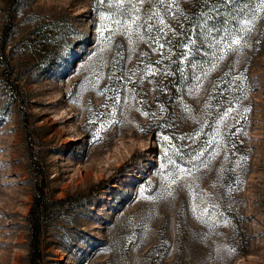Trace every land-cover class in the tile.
I'll return each instance as SVG.
<instances>
[{
	"label": "rangeland",
	"instance_id": "rangeland-1",
	"mask_svg": "<svg viewBox=\"0 0 264 264\" xmlns=\"http://www.w3.org/2000/svg\"><path fill=\"white\" fill-rule=\"evenodd\" d=\"M10 1L0 264H30L39 170L36 264H264V2Z\"/></svg>",
	"mask_w": 264,
	"mask_h": 264
},
{
	"label": "trees",
	"instance_id": "trees-1",
	"mask_svg": "<svg viewBox=\"0 0 264 264\" xmlns=\"http://www.w3.org/2000/svg\"><path fill=\"white\" fill-rule=\"evenodd\" d=\"M16 1L17 0H11L10 1L9 6H8V12H10L12 10V7ZM233 1L234 0H232V2ZM231 3H227V4L222 3V6L226 7L228 5H231ZM212 14H213V9L211 8L209 0H198L192 9V15H193V16H191L192 21L190 23H188V28L191 29V27H193V25H197V23L204 21L207 16H211ZM9 24H10V21H8L7 27H5V29L3 31V37L0 40V63L3 66V70L0 74V79H1L3 87L6 88L7 91L9 90L15 96L18 94L17 84L14 80L11 79L12 66H11L10 62L7 60V57L5 56L4 50H3V48H4L3 41L5 38L4 35H6ZM43 28H45V30L43 32H46L47 36L50 35L51 25L40 26L37 29V32H39ZM47 29H48L49 33H48ZM189 32L183 33L182 36L176 40V43H175L176 48L177 47L179 48L182 46L183 43L179 39L183 37V39L185 40V38L188 36ZM42 45L44 46V44H42ZM177 71H178V60L176 57H174L172 60V63H171V67L169 69V77L170 78L165 82V86L163 89V90H165V92H166V90L168 91V89H169L168 83L171 84L172 81L177 78V76H176ZM163 90H161V91H163ZM159 95H160V92H159ZM39 171L41 173V176H40L41 179H40V182L38 184L39 185V190H38L39 192L37 194V197L34 201L33 206L31 207V209L29 211V215H28V220L30 223V230H31L30 264H36L40 258V254H39L40 220H39L38 212L41 210L42 198H43V188L41 185V180H43L45 177H44L42 170H39Z\"/></svg>",
	"mask_w": 264,
	"mask_h": 264
},
{
	"label": "snow or ice",
	"instance_id": "snow-or-ice-1",
	"mask_svg": "<svg viewBox=\"0 0 264 264\" xmlns=\"http://www.w3.org/2000/svg\"><path fill=\"white\" fill-rule=\"evenodd\" d=\"M104 2H106V0H104ZM143 2H144V0H141V3H143ZM155 2L158 3V4H160V5H165V12L168 11V8L166 6V0H155ZM231 2H232V0H222V3H225V4L231 3ZM262 2H264V0H262ZM146 15H147V20L150 22V23L147 24L149 38L151 40H153V41H158L160 39V36L159 35H153L152 34V31H153V29H152V22H155L156 17H158L160 15V13L159 12H153L151 9H146ZM136 22L137 21L135 19L132 20V23H136ZM116 23H120V21H116ZM158 24L160 26H165L164 19H159ZM138 27H139V25H138ZM155 31L157 33H161L163 35H167V33L164 32V29L162 27H157L155 29ZM141 38H143V37H141ZM225 39H226V37H225ZM228 43H229L230 46H234V45H238L240 43V40L233 39V40H230ZM160 48L161 49L164 48V44L163 43L160 44ZM201 49H202V46H201V48H198L197 49V52H199ZM232 50L235 51L236 49L233 48ZM222 58L223 57H221V59ZM165 139H167V137H165Z\"/></svg>",
	"mask_w": 264,
	"mask_h": 264
}]
</instances>
